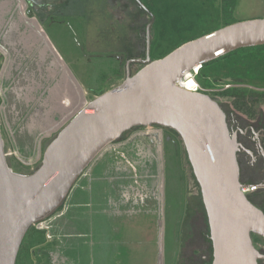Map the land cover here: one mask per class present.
<instances>
[{
	"label": "water",
	"instance_id": "obj_1",
	"mask_svg": "<svg viewBox=\"0 0 264 264\" xmlns=\"http://www.w3.org/2000/svg\"><path fill=\"white\" fill-rule=\"evenodd\" d=\"M152 22L145 58L127 61L123 82L86 104L59 131L36 171L22 175L9 167L0 128V264H16L28 230L64 205L102 152L131 129L151 126L170 129L182 141L206 212L212 264H257L264 258L251 241L252 234L264 239V215L240 191L238 144L228 132L225 113L209 95L175 85L196 67L263 46L264 19L222 27L153 61ZM134 64L142 67L131 75Z\"/></svg>",
	"mask_w": 264,
	"mask_h": 264
},
{
	"label": "rangeland",
	"instance_id": "obj_2",
	"mask_svg": "<svg viewBox=\"0 0 264 264\" xmlns=\"http://www.w3.org/2000/svg\"><path fill=\"white\" fill-rule=\"evenodd\" d=\"M213 1L214 6H218L220 0ZM53 2L61 3L60 0ZM129 2L71 1L68 3L71 14L84 16L88 29L80 35L76 31L65 33L60 28L45 26L48 49H43L46 50L43 53H40L43 39L35 35L34 29L28 24L29 18L22 20L21 25L18 20L0 25V33L5 36L4 41L0 42V120L8 165L22 166L23 171L29 174L36 171L45 147L86 104L97 97L95 94L98 89L111 90L120 85L126 77L127 61L145 58L146 28L152 20L136 0L134 3ZM2 14L0 8L1 17ZM233 19L236 23L264 19V0H236ZM34 28L37 33L42 30L41 26L40 29L36 25ZM149 34L151 42V27ZM141 67L139 64L130 65V74L137 73ZM113 68L119 72L118 79L114 81L111 77L109 81L101 82L98 76H111ZM96 81L102 83L101 87ZM194 82L198 84L196 80ZM213 83L216 86L207 90L198 85L204 92H209L208 95L227 113H234L232 101L214 93L238 86L264 90V87H255L250 82L235 78L230 81L216 79ZM151 128L146 127L144 131ZM133 132H126L119 140L129 138ZM167 136L170 141L161 149L158 174L162 183V167L165 168L166 182L168 172L170 175L172 169L174 177H177L175 182L182 191V214L175 228L177 230L181 226L183 233L180 236L181 245L175 243L176 252L172 257L175 255L173 264H187L185 261L197 241L196 228L201 222L199 215L203 216L204 208L181 139L170 129L165 131L163 138ZM176 155L178 162L174 163ZM116 156L113 158L119 162V155ZM125 157L128 155L125 154ZM248 183L257 185L255 180ZM172 187L173 183H169L166 188V237L170 227L168 217L174 208L172 201L175 189L172 190ZM81 211V208L68 210L65 216L54 221V225L49 223L42 229L47 242L34 249L31 259L34 264H85L89 261H83L84 257L94 259L95 237L91 231L83 230V221L79 218ZM153 260L149 259L145 264H153Z\"/></svg>",
	"mask_w": 264,
	"mask_h": 264
},
{
	"label": "flooded vegetation",
	"instance_id": "obj_3",
	"mask_svg": "<svg viewBox=\"0 0 264 264\" xmlns=\"http://www.w3.org/2000/svg\"><path fill=\"white\" fill-rule=\"evenodd\" d=\"M53 1L0 0V8L3 11L0 25L11 24L16 20L21 25L22 20L29 18L28 24L34 29L35 35L41 37L44 42L40 53L47 48L45 26L60 28L65 33L76 31L81 35V32H86L85 29L88 28L84 16L73 15L68 9V3L76 0H60L61 3ZM129 1L134 3L135 0ZM56 3L59 4L55 5ZM142 9L150 18L147 9ZM35 25L38 28L41 26L43 31L37 33ZM60 29L57 30L61 32ZM4 38L0 33V42H3ZM223 112L228 132L235 137L238 144L236 159L239 181L241 185L246 186H251L248 183L250 180L257 181L255 192L246 196L264 215V120L251 121L235 110V114L224 110ZM151 127V130L146 131V127L131 129L130 131L134 132L129 138L116 141L102 152L83 173L64 205L41 225L34 227L42 230L47 224L49 226V223L54 225V221L65 216L68 210L81 208L79 218L83 221V230L89 233L91 231L95 237L94 259L84 257L83 261H89L85 264H145L152 258L153 264H166L164 210L168 177L165 182V168L162 167L161 183L158 163L162 157L161 149L170 141V137L163 138L167 129ZM117 142L120 144L117 145ZM125 154L128 157H125ZM116 155H119V162L113 158L117 157ZM176 195H179V191ZM175 205V216L180 218L181 196ZM199 219L201 222L199 221L196 228L197 241L185 263L212 264L213 247L205 208L203 216L199 215ZM174 229L178 234L175 243L181 245V226L178 230L175 227ZM251 241L256 251L264 257V239L252 234ZM257 264H264V258L258 260Z\"/></svg>",
	"mask_w": 264,
	"mask_h": 264
},
{
	"label": "trees",
	"instance_id": "obj_4",
	"mask_svg": "<svg viewBox=\"0 0 264 264\" xmlns=\"http://www.w3.org/2000/svg\"><path fill=\"white\" fill-rule=\"evenodd\" d=\"M148 11L152 22L150 59L158 60L164 58L182 44L209 34L222 27L236 23L233 19L236 0H220L218 6H214L213 0H138ZM119 72L112 69L110 75L98 76L103 83L117 78ZM232 78L245 80L255 87H264V45L239 49L217 58L201 66L194 79L204 89H211L214 80L222 79L230 81ZM118 79V78H117ZM97 84H102L96 81ZM101 87V85H100ZM110 89V88H109ZM109 89L99 88L95 96H100ZM209 94V92H204ZM222 98L230 99L233 109L247 117L251 121L264 120V90L251 87H228L225 90L214 93ZM211 95V94H210ZM213 95V94H212ZM261 108L263 110H261ZM169 144V142L167 143ZM177 149V148H176ZM177 151V150H176ZM177 163V155L174 156ZM18 174H29L24 172L22 166L9 165ZM167 184L173 183V211L168 217L169 230L166 237V263L173 264L176 249L173 246L178 234L174 227L178 226L180 219L175 216V205L182 194L177 177L171 172ZM179 191V195H176ZM178 230V229H177ZM44 230L31 227L21 243L16 264H34L31 259L34 249L46 243ZM35 256V255H34Z\"/></svg>",
	"mask_w": 264,
	"mask_h": 264
},
{
	"label": "built area",
	"instance_id": "obj_5",
	"mask_svg": "<svg viewBox=\"0 0 264 264\" xmlns=\"http://www.w3.org/2000/svg\"><path fill=\"white\" fill-rule=\"evenodd\" d=\"M200 67H196L191 73L189 74H186L184 76L183 79H180L175 85L179 88H182L184 90H187L188 88L186 87V79L187 77H191L193 81H195L194 77L197 75L198 71H199ZM189 92H200V93H204V90H202L199 85L195 82V85L191 87V89L187 90ZM255 189L256 187L255 186H246V185H242L241 188H240V191L245 194V195H248V194H251L253 192H255Z\"/></svg>",
	"mask_w": 264,
	"mask_h": 264
},
{
	"label": "bare ground",
	"instance_id": "obj_6",
	"mask_svg": "<svg viewBox=\"0 0 264 264\" xmlns=\"http://www.w3.org/2000/svg\"><path fill=\"white\" fill-rule=\"evenodd\" d=\"M186 83V87L190 90L191 89V87L192 86H194L195 85V82L192 80V78L191 77H187V79H186V81H185ZM187 89V90H188Z\"/></svg>",
	"mask_w": 264,
	"mask_h": 264
}]
</instances>
